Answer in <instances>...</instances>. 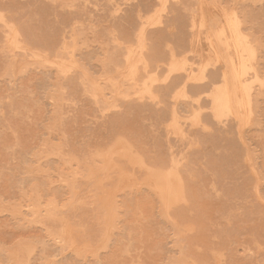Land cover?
Segmentation results:
<instances>
[{"label":"rangeland","instance_id":"1","mask_svg":"<svg viewBox=\"0 0 264 264\" xmlns=\"http://www.w3.org/2000/svg\"><path fill=\"white\" fill-rule=\"evenodd\" d=\"M0 6V264H264V0Z\"/></svg>","mask_w":264,"mask_h":264},{"label":"bare ground","instance_id":"2","mask_svg":"<svg viewBox=\"0 0 264 264\" xmlns=\"http://www.w3.org/2000/svg\"><path fill=\"white\" fill-rule=\"evenodd\" d=\"M53 1H55V0H53ZM195 1H196V0H195ZM0 7H1V6H0ZM228 13H229V12H228ZM234 15H235V14H234ZM7 16H9V15H7ZM226 16H227V15H226ZM201 17H202V16H201ZM6 18H7V17H6ZM55 18H56V17H55ZM233 21H234V20H233ZM16 23H17V22H16ZM231 24H232V23H231ZM52 25H54V24H52ZM226 25H227V24H226ZM236 25H237V24H236ZM19 26H20V25H19ZM50 26H51V25H50ZM54 26H57V25H54ZM27 27H28V26H27ZM42 27H43V26H42ZM47 27L49 28V26H47ZM52 27H53V26H52ZM74 27H75V26H74ZM113 27L116 28L115 25H114ZM243 27H244V26H243ZM23 28H24V27H22V29H23ZM25 28H26V27H25ZM25 28H24V29H25ZM60 28H61V27H60ZM75 28H76V27H75ZM79 28H80V27H78L77 29L79 30ZM118 28H119V27H118ZM120 28H121V27H120ZM133 28H134V27H133ZM241 28H242V27H241ZM247 28H249V27H247ZM17 29H19L20 31L22 30V29H20V28H17ZM24 29H23V30H24ZM42 29H43V28H42ZM54 29L56 30V28H54ZM80 29H81V28H80ZM123 29H124V27H122V30H121V29H120V30L123 31ZM127 29H128V28H127ZM11 30H12V29H11ZM25 30H26V29H25ZM25 30H24L23 32H25ZM46 30H47V29H46ZM48 30H50V29H48ZM51 30H52V29H51ZM58 30H59V29H58ZM66 30H68V28H67ZM75 30H76V29H75ZM78 30H77V31H78ZM84 30H86V28H85ZM234 30H235V29H234ZM242 30H244V29H242ZM245 30H246V28H245ZM14 31H15V30H14ZM26 31H27V30H26ZM73 31H74V30H73ZM79 31H80V30H79ZM86 31H87V30H86ZM222 31H223V29H222ZM246 31H247V30H246ZM246 31H245V32H246ZM12 32H13V31H12ZM21 32H22V31H21ZM42 32H43V31H42ZM42 32H40V36H41ZM54 32H55V31H54ZM84 32H85V31H84ZM117 32H118V31H117ZM183 32H185V31H183ZM240 32H241V31H240ZM247 32H248V31H247ZM81 34H82V32H81ZM86 34H87V32H86ZM122 34H123V32H122ZM179 34H180V31H179ZM43 35H44V34H42V38H43ZM45 35H48V31H47V34H45ZM82 35H83V34H82ZM84 35H85V34H84ZM119 35H120V34H118V37H119ZM147 35H148V34H147ZM155 35H156V34H155ZM157 35H158V34H157ZM157 35H156V36H157ZM223 35H224V34H223ZM21 36H24V35H21ZM40 36L38 35V37H40ZM123 36H124V35H123ZM150 36H151V35H150ZM184 36H185V35H184ZM214 36H215V35H214ZM25 37H26V34H25ZM50 37H52V36H50ZM50 37L47 36V38H50ZM65 37H66V36H65ZM81 37H83V36H81ZM145 37H146V36H145ZM148 37H149V35H148ZM152 37H153V36H152ZM232 37H233V36H232ZM23 38H24V37H23ZM34 38H35V37H34ZM40 38H41V37H40ZM40 38H39V39H40ZM42 38H41V39H42ZM45 38H46V37H45ZM87 38H88V37H87ZM87 38H86V39H87ZM181 38H183V36H182ZM209 38H210V37H209ZM215 38H216V37H215ZM237 38H238V37H237ZM239 38H240V37H239ZM252 38H253V36H252ZM52 39H53V38H52ZM78 39H79V38H78ZM84 39H85V37H84ZM86 39H85V40H86ZM113 39H114V38H113ZM130 39H131V38H130ZM147 39H148V38H147ZM253 39H254V38H253ZM23 40H25V39H23ZM33 40H34V39H33ZM35 40H36V39H35ZM37 40H38V39H37ZM45 40H46V39H45ZM50 40H51V39H50ZM53 40H54V39H53ZM82 40H83V39H82ZM177 40H179V39H177ZM183 40H184V39H183ZM185 40H186V39H185ZM214 40H215V39H214ZM249 40H250V39H249ZM251 40H252V39H251ZM47 41H48V39H47ZM51 41H52V40H51ZM77 41H78V40H77ZM132 41H133V39H132ZM152 41H153V40H152V38H151V40L149 39L148 42L151 43ZM157 41H158V40H157ZM179 41H180V40H179ZM181 41H182V40H181ZM232 41H233V40H232ZM253 41H254V40H253ZM26 42H27V41H26ZM29 42H30V41H29ZM38 42H39V41H38ZM40 42H41V41H40ZM78 42H79V41H78ZM78 42H77V43H78ZM86 42H87V41H86ZM258 42H260V41H258ZM30 43H31V42H30ZM48 43H49V42H48ZM77 43H75V44H77ZM244 43H245V42H244ZM151 44L153 45V43H151ZM154 44H155V43H154ZM180 44H181V43H180ZM228 44H230V43L228 42ZM26 45H27V43H26ZM38 45H39V43H38ZM105 45H106V44H105ZM107 45H108V44H107ZM85 46H87V45H85ZM85 46H84V47H85ZM114 46H115V45H114ZM149 46H151V45H149ZM178 46H179V45H178ZM46 47H47V46H46ZM87 47H88V46H87ZM87 47H85V48H87ZM112 47H113V45H112ZM116 47H117V46H116ZM223 47H224V46H223ZM246 47H247V46H246ZM48 48H49V46H48ZM81 48H83V47H81ZM154 48L156 49L155 46H154ZM42 49H43V48H42ZM76 49H77V48H76ZM76 49H75V50H76ZM79 49H80V48H78L77 50H79ZM259 49H260V46H259ZM75 50H74V51H75ZM80 50H81V49H80ZM116 50H117V48H116ZM147 50H148V49H147ZM156 50H158V48H157ZM156 50H155V51H156ZM227 50H228V49H227ZM248 50H249V49H248ZM149 51H150V48H149ZM158 51H159V50H158ZM213 51H214V50H213ZM242 51H243V50H242ZM258 51H259V50H258ZM47 52H49V50H48ZM152 52H153V50H152ZM244 52H245V50H244ZM39 53H40V52H39ZM59 53H60V52H59ZM84 53H85V52H84ZM181 53H182V52H181ZM251 53H252V52H251ZM32 54H33V53H32ZM143 54H145V52H143ZM157 54H158V52H157ZM157 54H156V55H157ZM248 54H249V53H248ZM252 54H253V53H252ZM260 54H261V52H260ZM56 55H57V54H56ZM77 55H78V54H77ZM159 55H160V54H159ZM176 55H177V54H176ZM176 55H175V56H176ZM237 55H238V54H237ZM258 55H259V53H258ZM262 55H263V54H262ZM37 56H38V55H37ZM127 56H128V55H127ZM145 56H147V55H145ZM145 56H144V57H145ZM215 56L217 57V55H215ZM230 56H231V55H230ZM251 56H252V55H251ZM71 57H72V56H71ZM75 57H77V56H75ZM89 57H90V56H89ZM125 57H126V56H125ZM147 57L149 58V56H147ZM151 57H152V56H151ZM216 57H215V58H216ZM241 57H242V56H241ZM39 58H40V56H39ZM86 58H88V57H86ZM86 58H85V59H86ZM127 58H128V57H127ZM127 58H126V59H127ZM148 58H147V59H148ZM154 58H155V57H154ZM238 58H239V57H238ZM258 58H259V57H258ZM41 59H42V58H41ZM75 59H76V58H75ZM78 59H80V58L78 57ZM102 59H103V58H102ZM217 59H218V58H217ZM244 59H245V58H244ZM109 60H110V59H109ZM112 60H113V59H112ZM154 60H155V59H154ZM156 60L158 61L159 59L156 58ZM238 60H239V59H238ZM245 60H246V59H245ZM261 60H262V59H261ZM78 61H79V60H78ZM87 61H89V60H87ZM90 61H91V60H90ZM239 61H240V60H239ZM44 62H46V61H44ZM148 62H149V61H148ZM158 62H159V61H158ZM216 62H219V61L217 60ZM47 63H48V62H47ZM78 63H79V62H78ZM84 63H85V62H84ZM112 63H113V62H112ZM125 63H126V62H125ZM150 63H151V62H150ZM244 63H245V61H244ZM249 63H250V62H249ZM251 63H252V62H251ZM49 64H50V63H49ZM88 64H90V63H88ZM76 65H77V64H76ZM81 65H82V64H81ZM114 65H115V64H114ZM145 65H146V63H145ZM238 65H239V64H238ZM51 66H52V64H51ZM84 66H85V65H84ZM115 66H116V65H115ZM231 66H232V65H231ZM246 66H247V65H246ZM259 66H260V65H259ZM82 67H83V65H82ZM82 67H81V68H82ZM145 67H146V66H145ZM43 68H44V67H43ZM84 68H85V67H84ZM146 68H147V67H146ZM146 68H145V69H146ZM152 68H153V67H151V68H149V69H152ZM249 68H251V67H249ZM85 69H88V68L86 67ZM237 69H238V68H237ZM263 69H264V68H263ZM52 70H53V69H52ZM106 70H107V69H106ZM152 70H153V69H152ZM233 70H234V69H233ZM260 70H261V69H260ZM260 70H259V71H260ZM225 71H226V70H225ZM237 71H238V70H237ZM250 71H251V70H250ZM52 72H53V71H52ZM72 72H73V70H72ZM86 72H87V71H86ZM128 72H129V71H128ZM136 72H137V71H136ZM140 72H141V71H140ZM147 72H148V71H147ZM215 72L217 73V71H215ZM44 73H45V72H44ZM262 73H264V72H262ZM50 74H51V72H50ZM252 74H253V73H252ZM259 74H260V73H259ZM179 75H180V73H179ZM218 75H219V73H218ZM232 75H233V74H232ZM234 75H235V74H234ZM247 75H248V74H247ZM261 75H262V74H261ZM45 76H47V75H45ZM50 76H51V75H50ZM69 76H70V75H68V77H69ZM134 76H135V74H134ZM138 76H139V75H138ZM211 76H212V75H211ZM211 76H210V77H211ZM216 76H217V75H216ZM245 76H246V75H245ZM61 77H62V76H61ZM66 77H67V76H66ZM68 77H67V78H68ZM101 77H102V76H101ZM143 77H144V76H143ZM235 77H236V76H235ZM59 78H60V77H59ZM139 78H140V76H139ZM258 78H259V77H258ZM215 79H216V78H215ZM226 79H227V78H226ZM232 79H233V78H232ZM240 79H241V78H240ZM259 79H260V78H259ZM60 80H61V79H60ZM60 80H59V81H60ZM68 80H69V79H68ZM70 80H71V79H70ZM223 80H224V78H223ZM251 80H252V79H251ZM257 80H258V79H257ZM257 80H256V81H257ZM208 81H209V80H208ZM214 81H215V80H214ZM238 81H239V80H238ZM258 81H259V80H258ZM262 81H263V80H262ZM65 82H67V81L65 80ZM68 82H70V81H68ZM68 82H67V85H68ZM76 82H77V81H76ZM210 82H211V81H210ZM217 82H219V81H216L215 83H217ZM227 82H228V81H227ZM234 82H235V81H234ZM241 82H242V81H241ZM212 83H213V82H212ZM238 83H239V82H238ZM242 83H243V82H242ZM255 83H256V82H255ZM261 83H263V82H261ZM65 84H66V83H65ZM73 84H74V83H73ZM104 84H105V83H104ZM59 85H60V84H59ZM59 85H58V86H59ZM67 85H66V87H67ZM69 85H70V84H69ZM205 85H206V84H205ZM205 85H204V86H205ZM219 85H221V84H219ZM219 85H217V86H219ZM222 85H223V84H222ZM252 85H253V84H252ZM252 85H251V86H252ZM64 86H65V85H64ZM75 86H76V85H75ZM75 86H74V89H75ZM182 86H183V85H182ZM59 87L61 88V86H59ZM70 87H71V86H70ZM77 87H78V86H77ZM213 87H214V86H213ZM227 87H228V86H227ZM46 88H47V87H46ZM54 88H55V86H54ZM72 88H73V86H72ZM103 88H104V87H103ZM123 88H125V87H123ZM123 88H122V89H123ZM153 88H154V87H153ZM194 88H195V87H194ZM203 88H204V87H203ZM214 88H215V87H214ZM216 88H218V87H216ZM219 88H224V87L219 86ZM219 88H218V91H219ZM241 88H242V87H241ZM127 89H128V88H127ZM235 89H237V88H235ZM239 89H240V88H239ZM72 90H73V89H72ZM104 90H105V89H104ZM153 90H156V89H152V91H153ZM167 90H168V89H167ZM223 90H225V89H223ZM241 90H242V89H241ZM86 91H87V90H86ZM122 91H124V89H123ZM126 91H127V90H126ZM205 91H206V90H205ZM215 91H216V90H215ZM227 91H228V90H227ZM237 91H238V89H237ZM44 92H45V89H44ZM48 92H49V91H48ZM70 92H71V91H70ZM70 92H68V93H69L68 95H70ZM72 92H73V91H72ZM72 92H71V93H72ZM156 92H157V90H156ZM187 92H188V91H187ZM200 92H201V90H200ZM216 92H217V91H216ZM225 92H226V91H225ZM234 92H235V91H234ZM246 92H247V91H246ZM250 92H251V91H250ZM64 93H65V92H64ZM75 93H77V91H76ZM75 93H74V94H75ZM183 93H184V92H183ZM188 93H189V92H188ZM219 93H221V92H218L217 94H219ZM223 93H224V92H223ZM223 93H221V94H223ZM259 93H260V92H259ZM262 93H263V92H262ZM47 94H49V93H47ZM59 94H60V93H59ZM72 94H73V93H72ZM74 94H73V95H74ZM153 94H154V93H153ZM162 94H163V93H162ZM190 94H192V93H190ZM227 94H228V93H227ZM237 94H238V93H237ZM254 94H255V93H254ZM256 94H258V92H257ZM194 95H195V93H194ZM224 95H226V93H225ZM252 95H253V94H252ZM182 96H183V95H182ZM218 96H221V95H218ZM51 97H52V96H51ZM62 97H63V96H62ZM68 97H69V96H68ZM105 97H106V95H105ZM134 97H135V96H134ZM191 97H192V96H191ZM249 97H250V96H249ZM49 98H50V97H49ZM52 98H53V97H52ZM63 98H64V97H63ZM74 98H76V97H74ZM106 98H107V97H106ZM159 98H160V97H159ZM192 98H193V97H192ZM211 98H212V97H211ZM242 98H243V97H242ZM253 98H254V97H253ZM109 99H110V98H109ZM160 99H161V98H160ZM216 99H217V98H216ZM221 99H222V98H221ZM239 99H240V98H239ZM244 99H245V98H244ZM247 99H248V98H247ZM254 99H256V98H254ZM254 99H253L252 101H254ZM56 100H57V99H56ZM132 100H133V99H132ZM201 100H202V99H201ZM218 100H219V99H218ZM54 101H55V97H54ZM59 101H60V100H59ZM67 101H68V100H67ZM100 101H101V100H100ZM143 101H144V100H143ZM162 101H163V100H162ZM225 101H226V100H225ZM236 101H237V100H236ZM255 101H256V100H255ZM56 102H57V101H56ZM214 102H215V100H214ZM221 102H223V101H221ZM221 102H219V103H221ZM54 103H55V102H54ZM101 103H102V102H101ZM143 103H144V102H143ZM146 103H147V102H146ZM215 103H216V102H215ZM212 104H214V103L212 102ZM216 104H218V103H216ZM223 104H225V103H223ZM236 104H237V102H236ZM242 104H243V103H242ZM249 104H250V103H249ZM58 105H59V104H58ZM100 105H101V104H100ZM128 105H129V102H128ZM164 105H165V103H164ZM201 105H202V104H201ZM201 105H200V106H201ZM203 105H205V104H203ZM218 105H219V104H218ZM118 106H119V105H118ZM221 106H222V104H221ZM63 107H64V106H63ZM102 107H103V105H102ZM120 107H121V104H120ZM151 107H152V105H151ZM153 107H154V106H153ZM178 107H179V106H178ZM202 107H203V106H202ZM230 107H231V105H230ZM59 108H60V107H59ZM59 108H58V109H59ZM215 108H216V107H215ZM224 108H225V107H224ZM124 109H125V108H124ZM222 109H223V107H222ZM226 109H227V108H226ZM239 109H240V108H239ZM61 110H63V109L61 108ZM145 110H146V109H145ZM180 110H181V109H180ZM57 111H58V110H57ZM63 111H64V110H63ZM58 112H59V111H58ZM134 112H135V111H134ZM154 112H155V111H154ZM115 113H116V112H115ZM219 113H222V112H219ZM57 114H58V113H57ZM77 114H78V113H77ZM132 114H133V113H132ZM147 114H148V113H147ZM147 114H146V116H148ZM121 116H122V115H121ZM240 116H241V115H240ZM61 117H62V116H61ZM55 118H56V117H55ZM74 118H75V116H74ZM104 118H105V117H104ZM200 119H201V118H200ZM202 119H203V118H202ZM202 119H201V120H202ZM57 120H58V119H57ZM129 120H130V119H129ZM162 120H163V119H162ZM245 120H246V119H245ZM105 122H106V121H105ZM111 122H112V121H111ZM113 122H114V121H113ZM124 122H125V121H124ZM247 122H248V121H247ZM151 123H152V122H151ZM202 123H203V122H202ZM205 123H206V122H205ZM207 123H208V122H207ZM214 123H215V122H214ZM104 124H105V123H104ZM238 124H239V122H238ZM62 125H64V124H62ZM62 125H61V126H62ZM235 125H236V124H235ZM66 126H67V125H66ZM106 126H107V125H106ZM126 126H127V124H126ZM142 126H143V125H142ZM207 126H208V125H207ZM210 126H211V125H210ZM62 127H63V126H62ZM130 127H131V126H130ZM66 128H67V127H66ZM105 128H106V127H105ZM125 128H126V127H125ZM121 129H122V128H121ZM139 129H140V128H139ZM198 129H199V128H198ZM60 130H61V128H60ZM63 130H64V129H63ZM67 131H68V130H67ZM67 131H66V132H67ZM50 132H51V131H50ZM64 133H65V132H64ZM69 133H70V132H69ZM124 133H125V131H124ZM70 135H71V133H70ZM125 135H126V134H125ZM67 139H68V137H67ZM68 140H69V139H68ZM63 141H64V140H63ZM69 141H70V140H69ZM128 142H129V141H128ZM63 143L66 144V141L63 142ZM69 144H70V143H69ZM130 144H131V142H130ZM135 144H136V143H135ZM62 145H63V144H62ZM66 145H67V144H66ZM71 147H72V146H71ZM62 148H63V147H62ZM73 148H74V147H73ZM135 148H136V147H135ZM148 148H149V147H148ZM155 148H156V147H155ZM73 150H74V149H73ZM136 151H137V150H136ZM72 152H73V151H72ZM88 152H89V151H88ZM90 152H91V151H90ZM132 152H133V151H132ZM44 153H45V152H44ZM142 155H143V154H142ZM70 161H71V160H70ZM70 161H67V162L69 163ZM50 162H51V161H50ZM50 162H49V163H50ZM115 162H116V161H115ZM188 162H189V161H188ZM120 163H121V162H120ZM50 164H51V163H50ZM71 164H72V162H71ZM73 164H74V163H73ZM75 164H76V163H75ZM122 164H123V163H122ZM150 164H151V163H150ZM80 165H81V164H80ZM74 166H75V165H73V167H74ZM122 166H124V165H122ZM183 166H184V165H183ZM119 167H120V166H119ZM119 167H118V170H119ZM184 167H185V166H184ZM78 168H79V167H78ZM71 169H72V168H71ZM74 169H75V168H74ZM93 169H94V168H93ZM101 169H102V168H101ZM78 170H79V169H78ZM115 170H116V169H115ZM73 171H74V170H73ZM95 172H97V171H95ZM119 172H120V171H119ZM122 172L124 173L123 170H122ZM166 172H167V171H166ZM73 173H74V172H73ZM75 173H76V172H75ZM127 173H128V172H127ZM127 173H126V174H127ZM133 173H134V172H133ZM169 173H172V172L170 171ZM76 174H77V173H76ZM147 175H148V174H147ZM165 177H166V175H165ZM157 178H158V177H157ZM161 178H162V177H161ZM44 179H45V178H44ZM101 179H102V178H101ZM163 179H164V184H163L164 189H168V188H170V187H171V186H170V182H171L172 180H171V181H170V180H167V178H163ZM177 179H178V180H176V182H177V181L179 182V177H177ZM152 180H153V179H152ZM154 180H155V179H154ZM99 181H100V180H99ZM101 181H102V180H101ZM149 181H150V180H149ZM168 181H169V182H168ZM113 182H114V181H113ZM178 182H177V183H178ZM42 183H43V182H42ZM98 183H99V182H98ZM100 183H101V182H100ZM100 183H99V184H100ZM108 183H109V182H108ZM115 183H116V182H115ZM118 183H119V181H118ZM172 183H173V182H172ZM144 184H145V182H144ZM185 184H186V183H185ZM179 185H180V184H179ZM224 185H225V184H224ZM251 185H252V184H251ZM262 185H263V184H262ZM41 186H42V185H41ZM100 186H101V185H100ZM105 186H106V184H105ZM116 186H117V185L115 184V188H116ZM155 186H156V185H155ZM155 186H154V187H155ZM175 186H176V185H175ZM175 186H174V187H175ZM42 187H43V186H42ZM44 187H45V186H44ZM251 187H252V186H251ZM111 188H113V187L110 186L109 189H111ZM115 188H114V189H115ZM179 188H180V187H179ZM109 189H108V190H109ZM114 189H113V190H114ZM108 190H107V191H108ZM111 190H112V189H111ZM115 190H116V189H115ZM161 190H162V186H161ZM161 190L159 189V191H161ZM170 190H171V189H170ZM170 190H169V191H170ZM172 190H173V188H172ZM179 190H180V189H179ZM179 190H178V191H179ZM100 191H102V189H100ZM162 191H163V190H162ZM175 191H176V190H174V192H175ZM174 192H172V193H174ZM101 193H102V192H101ZM104 193H105V192H104ZM104 193H102V194H104ZM135 193H136V192H135ZM163 193H164V194H167V193H165V192H163ZM185 193H186V192H185ZM158 194H160V192H159ZM164 194H162V195H164ZM174 194H175V193H174ZM174 194H173V197H174ZM177 194H179V192H178ZM107 195H108V194H107ZM109 195H110V194H109ZM110 196H112V195H110ZM159 197H160V196H159ZM170 197H171V196H170ZM173 197H172V199H175V198H176V197H175V198H173ZM164 198H165V197H164ZM187 198H188V197H187ZM187 198H186V199H187ZM105 199H106V198H105ZM166 199H167V198H166ZM166 199H165V202L167 203ZM168 199H169V198H168ZM109 200H110V199H109ZM128 200H129V199H128ZM160 202H161L162 205L164 204V203H162V200H161ZM169 202H170V200H169ZM171 202H172V201H171ZM171 202H170V203H171ZM105 203H106V202H105ZM105 203H104V204H105ZM119 204H120V203H119ZM171 205H172V204H171ZM105 206H106V205H105ZM108 207H109V206H108ZM122 207H123V206H122ZM165 207H166V206H165ZM109 208H110V207H109ZM109 208H107V209H109ZM174 208H175V207H174ZM164 209H165V208H164ZM168 209H169V207H168ZM109 211H111V210H109ZM106 212H107V211H106ZM164 216H166V214H165ZM58 217H59V216H58ZM76 217H77V216H76ZM166 218H167V217H166ZM79 219H80V218H79ZM167 219H168V218H167ZM170 219H172V218H170ZM46 220H47V219H46ZM70 220H71V219H70ZM186 220H187V219H186ZM168 221H169V220H168ZM74 222H75V221H74ZM82 222H83V221H82ZM172 222H173V221H172ZM187 222H188V221H187ZM170 223H171V222H170ZM77 224H78V223H77ZM109 224H110V223H109ZM173 225H174V224H173ZM82 226H83V225H82ZM120 227H121V226H120ZM167 227H168V226H167ZM72 228H73V227H72ZM165 228H166V227H165ZM106 230H107V227H106ZM167 231H168V230H167ZM46 232H47V231H46ZM107 232H108V231H107ZM183 233H184V231H183ZM174 235H175V234H174ZM172 237H173V236H172ZM223 237H224V236H223ZM174 238H175V237H174ZM175 239H176V238H175ZM179 240H180V239H179ZM76 242H77V241H76ZM176 242H177V241H176ZM41 244H42V241H41ZM47 244H48V243H47ZM65 244H66V243H65ZM176 244H177V243H176ZM179 244H180V243H179ZM43 245H44V244H43ZM43 245H42V246H43ZM48 245H49V244H48ZM109 246H110V245H109ZM178 246H179V245H178ZM180 246H181V245H180ZM61 247H62V246H61ZM43 248H44V247H43ZM43 248L41 249V251H42V250L44 251ZM58 249H59V248H58ZM62 249H63V248H62ZM64 250H65V249H64ZM45 252H47V251H45ZM64 252H65V251H64ZM51 253H52V252H51ZM180 253H181V252H180ZM59 254H60V253H59ZM181 254H183V253H181ZM184 254H185V253H184ZM191 254H192V253H191ZM189 255H190V254H189ZM64 257H65V256H64ZM47 258H48V257H47ZM59 258H60V257H59ZM66 258H67V257H66ZM88 258H89V257H88ZM164 258H165V257H164ZM182 258H183V257H182ZM184 258H185V257H184ZM59 260H60V259H59ZM66 260H67V259H66ZM183 260H184V259H183ZM183 260H182V261H183ZM184 261H185V260H184ZM195 262H196V261H195ZM192 263H193V262H192Z\"/></svg>","mask_w":264,"mask_h":264}]
</instances>
